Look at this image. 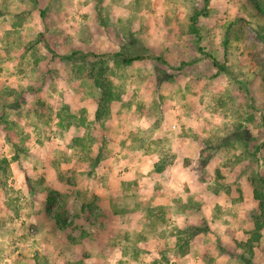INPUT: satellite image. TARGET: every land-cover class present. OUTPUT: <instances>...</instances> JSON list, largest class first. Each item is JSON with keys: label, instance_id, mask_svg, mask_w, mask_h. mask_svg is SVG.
<instances>
[{"label": "rangeland", "instance_id": "obj_1", "mask_svg": "<svg viewBox=\"0 0 264 264\" xmlns=\"http://www.w3.org/2000/svg\"><path fill=\"white\" fill-rule=\"evenodd\" d=\"M263 177L264 0H0V264H264Z\"/></svg>", "mask_w": 264, "mask_h": 264}, {"label": "trees", "instance_id": "obj_2", "mask_svg": "<svg viewBox=\"0 0 264 264\" xmlns=\"http://www.w3.org/2000/svg\"><path fill=\"white\" fill-rule=\"evenodd\" d=\"M45 13V10L43 11ZM195 21V20H194ZM194 32L198 31L196 28L193 29ZM198 33V32H197ZM40 39H43L45 41V33L40 35ZM48 44V43H47ZM120 56H122V61L126 65H132L135 62H139L141 60H144L147 58V56L144 55H133L130 56L127 52H122L118 53ZM207 54V57L211 61V64L213 68L216 70V75H222V74H228L231 75L230 70L227 68L226 62L221 61L219 58L215 56L214 53H205ZM110 55L109 53H98L95 51H82V50H75L69 55L63 56V58L67 59H83V60H90L92 58H100L101 63L100 66H98V62L93 63L92 67L89 68V77L92 78L96 84V86L100 89L101 95L99 98V103H98V109L96 113V120L97 121H104L111 116V111H112V105L113 102L119 98V95L117 93L114 81L111 79L110 74L108 73V66H107V59L106 57ZM157 59L164 60L166 64L168 62L163 59L161 56H157ZM185 61V64H188L189 62ZM97 65V67H96ZM240 84L245 88L246 94L249 95L250 91L247 88V85L243 83L242 80L239 79ZM252 107V106H251ZM259 149V147H258ZM17 158V157H16ZM6 162V161H5ZM162 169V167H161ZM261 181L264 183V177L261 178ZM262 199V198H260ZM262 209L264 212V202H262ZM57 224L59 227H61L63 230L67 228H72L73 222L68 220L64 214H62L60 211L56 212L55 215ZM260 228V227H259ZM260 235L257 234L256 239L259 240Z\"/></svg>", "mask_w": 264, "mask_h": 264}]
</instances>
